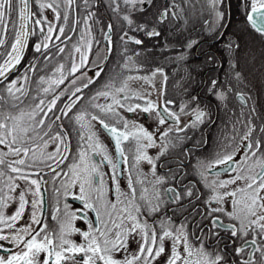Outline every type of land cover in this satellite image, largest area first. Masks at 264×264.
<instances>
[{
	"label": "snow or ice",
	"instance_id": "snow-or-ice-1",
	"mask_svg": "<svg viewBox=\"0 0 264 264\" xmlns=\"http://www.w3.org/2000/svg\"><path fill=\"white\" fill-rule=\"evenodd\" d=\"M233 7L0 0V264H264V109L244 91L241 43L252 32L264 46V0H235L238 30ZM194 50L228 64L206 89L227 119L213 153L187 164L181 148L173 168L170 150L214 124L191 71L176 72Z\"/></svg>",
	"mask_w": 264,
	"mask_h": 264
},
{
	"label": "flooded vegetation",
	"instance_id": "flooded-vegetation-1",
	"mask_svg": "<svg viewBox=\"0 0 264 264\" xmlns=\"http://www.w3.org/2000/svg\"><path fill=\"white\" fill-rule=\"evenodd\" d=\"M233 4L234 7L231 16V27L233 30H238L243 27L242 16L239 14V12L235 7V0H233ZM190 27L191 25H189V28ZM192 35L195 36L197 35V33L192 32ZM241 43L246 45L247 54L249 58V63L242 65L244 69V75L247 77L249 81H251L253 85H255V87L245 88L244 91L250 92L255 102L260 106L261 109H264V89L261 88V82L264 81V56H262V54H264V46H262L259 36L253 35L252 32L244 33ZM202 47L207 49L208 45H203ZM168 54L169 53H165V55ZM171 54L175 55V53H171ZM118 58H119V52L117 51L110 57V60L114 64ZM154 61L155 63L165 64L166 71L168 72L170 77V84L168 88L169 94L175 96V98L179 100L180 93H178L171 86V81L174 78L173 69L176 68V66L172 64H168L166 61H162L159 51H157V54L154 57ZM189 70L191 71V74L193 76L191 91H193L195 94L200 96L202 105H209V104L211 105L212 120L214 121V124L211 126H209L208 124H203L200 125L199 128L196 130L190 129L188 135L191 136L192 139L184 141L182 144H178L175 150H170L173 152V155L168 157V159L170 160L173 168L175 167L176 153H179L181 148L189 149L192 150L193 152L191 158L181 157V159H185V162L187 164H194L197 159H202L213 153L217 148V141L221 136V131L224 129L223 121L227 119L224 111L217 108L216 102L207 94L206 89L212 78H219L221 80L225 78L224 72L228 70V64L225 63L221 70L214 71L209 65L205 64V58L203 56L197 55L196 51L194 50V54L190 58L189 69L186 70L184 68H176V72L181 74H186V72ZM141 87H148V85L144 84L143 81H136L134 88H141ZM153 98L155 99V97ZM231 104L236 106V111H239V101L233 100ZM189 119H190L189 116L183 117V120L185 122H187ZM149 126H151L150 122H149ZM180 135L183 136L184 133H180ZM201 138L207 141L206 145H202L201 148L198 150L194 149L193 145L197 141L201 140ZM104 143L111 148V141L107 137H104ZM157 151L158 149H150L149 154L155 155ZM142 167L144 168L145 171H147L149 166L147 164H144L142 165ZM161 171H166V169ZM189 178L192 179L194 183L197 182L196 176L193 175L190 176ZM221 178H224L222 169H221ZM198 186L201 187V189L203 190L202 185H198ZM49 195L51 194L46 193V197ZM78 225L86 228V226H84L82 222H78ZM74 239L79 240L80 238L76 236L74 237Z\"/></svg>",
	"mask_w": 264,
	"mask_h": 264
},
{
	"label": "trees",
	"instance_id": "trees-1",
	"mask_svg": "<svg viewBox=\"0 0 264 264\" xmlns=\"http://www.w3.org/2000/svg\"><path fill=\"white\" fill-rule=\"evenodd\" d=\"M194 2H197V4H198V0H194ZM35 40V37H32L31 39H30V43L32 42V41H34ZM32 55H33V53L31 52V50L29 49L28 51H27V56H26V58L28 59V60H30L31 58H32ZM30 75H31V73H30Z\"/></svg>",
	"mask_w": 264,
	"mask_h": 264
},
{
	"label": "rangeland",
	"instance_id": "rangeland-1",
	"mask_svg": "<svg viewBox=\"0 0 264 264\" xmlns=\"http://www.w3.org/2000/svg\"><path fill=\"white\" fill-rule=\"evenodd\" d=\"M47 15H48V18H49V19L52 18V14H51L50 12L47 13ZM135 82H136V81H131V82H130L131 87H133V88L135 87Z\"/></svg>",
	"mask_w": 264,
	"mask_h": 264
},
{
	"label": "water",
	"instance_id": "water-1",
	"mask_svg": "<svg viewBox=\"0 0 264 264\" xmlns=\"http://www.w3.org/2000/svg\"><path fill=\"white\" fill-rule=\"evenodd\" d=\"M21 23H22V21H21Z\"/></svg>",
	"mask_w": 264,
	"mask_h": 264
}]
</instances>
